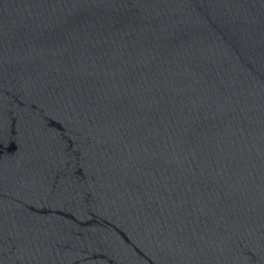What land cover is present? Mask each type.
I'll return each instance as SVG.
<instances>
[{
  "label": "water",
  "instance_id": "obj_1",
  "mask_svg": "<svg viewBox=\"0 0 264 264\" xmlns=\"http://www.w3.org/2000/svg\"><path fill=\"white\" fill-rule=\"evenodd\" d=\"M0 264H264V0H0Z\"/></svg>",
  "mask_w": 264,
  "mask_h": 264
}]
</instances>
